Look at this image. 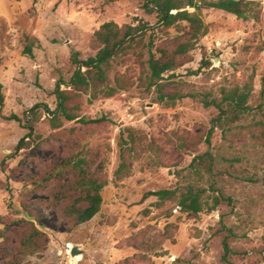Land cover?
Returning a JSON list of instances; mask_svg holds the SVG:
<instances>
[{"label":"rangeland","instance_id":"1","mask_svg":"<svg viewBox=\"0 0 264 264\" xmlns=\"http://www.w3.org/2000/svg\"><path fill=\"white\" fill-rule=\"evenodd\" d=\"M250 1L257 19L203 9L206 34L152 83L149 51L171 49L178 32L158 26L143 0H0V264H264V0ZM107 21L149 27L114 56L97 90L60 86L76 118L53 127L45 107H56V82L75 69L72 52L96 54L94 33ZM26 35L39 40L32 59ZM234 87L249 91L248 108L231 120L222 91ZM206 152L209 168L194 161ZM76 156L103 187L99 212L72 226L63 208L79 194L77 175L61 164ZM188 186L204 189L203 211L146 195ZM217 195L230 201L207 210Z\"/></svg>","mask_w":264,"mask_h":264},{"label":"trees","instance_id":"2","mask_svg":"<svg viewBox=\"0 0 264 264\" xmlns=\"http://www.w3.org/2000/svg\"><path fill=\"white\" fill-rule=\"evenodd\" d=\"M186 7L193 8V11H188ZM142 8L146 13H154L156 15L158 26L162 28L175 27L178 32L170 40L171 49L166 46H156L154 52L149 51L147 66L152 83H157L163 79L165 72L175 69L177 67V58L192 51L196 47L198 40L206 34L207 25L201 16L203 9L222 10L244 20L258 18L256 3L250 0H143ZM148 27L145 23L137 26L126 25L123 31L120 26L112 21L104 22L94 33L96 40L101 44L94 56L81 60L78 58V52L74 51L71 53L70 61L75 66V69L67 82L62 79L56 82L53 90L56 99L55 109L49 110L45 107V111L52 115L51 122L53 127L58 126L60 117L66 121H72L76 118L73 113V106H69L72 100L69 90L60 89V86L65 84L66 87L72 90H87L88 88L97 90L99 86L105 83L106 73L114 56L126 47V43L134 41L139 31H144ZM35 45H39L38 38L26 35L22 49L23 55L32 59ZM159 86L161 87V85ZM114 93L115 89L113 87H106L101 90V95L104 98L112 97ZM248 95V90L244 91L239 87L222 91V101L231 105L229 110V118L231 120L237 119L240 114L247 110ZM169 97L174 99L173 94H169ZM2 105L3 96L0 85V108ZM215 106L219 109V117H227V111L220 106V103H215ZM34 108L30 111H33ZM104 120L106 118L102 117L90 120L81 119V122L92 124ZM25 145L24 139H22L16 146V150L24 148ZM196 160L206 168H209L212 163L211 155L208 152L197 156L194 161ZM84 163V158L76 156L63 161L61 164L64 168L74 171L77 175L75 190L79 194L63 208V214L72 226L81 225L89 221L99 212L102 203L101 189L103 182L98 177L92 176L84 168ZM146 195L154 196L159 200L176 198L177 206H179L180 210L191 214L203 211L204 206L208 205L204 200V189L192 186L186 187L180 193H177V190L174 189H160L149 191ZM222 200L230 201L229 198H224L222 195L213 196L212 204L207 207V210L215 209ZM223 249V260H226L231 253V248L226 240L223 241Z\"/></svg>","mask_w":264,"mask_h":264},{"label":"water","instance_id":"3","mask_svg":"<svg viewBox=\"0 0 264 264\" xmlns=\"http://www.w3.org/2000/svg\"><path fill=\"white\" fill-rule=\"evenodd\" d=\"M80 252V250L77 248V246H74L70 252L71 256H75L76 254H78Z\"/></svg>","mask_w":264,"mask_h":264}]
</instances>
